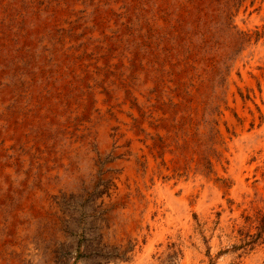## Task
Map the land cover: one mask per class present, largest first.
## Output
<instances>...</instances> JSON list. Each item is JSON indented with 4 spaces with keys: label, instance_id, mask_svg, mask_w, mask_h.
I'll return each mask as SVG.
<instances>
[{
    "label": "rangeland",
    "instance_id": "rangeland-1",
    "mask_svg": "<svg viewBox=\"0 0 264 264\" xmlns=\"http://www.w3.org/2000/svg\"><path fill=\"white\" fill-rule=\"evenodd\" d=\"M0 264H264V0H0Z\"/></svg>",
    "mask_w": 264,
    "mask_h": 264
},
{
    "label": "bare ground",
    "instance_id": "bare-ground-1",
    "mask_svg": "<svg viewBox=\"0 0 264 264\" xmlns=\"http://www.w3.org/2000/svg\"><path fill=\"white\" fill-rule=\"evenodd\" d=\"M103 132V131H102ZM86 145V144H85ZM68 148V147H67ZM69 150V149H68ZM106 150V149H105ZM68 152V151H67ZM80 152H81V150H80ZM62 155H63V153H62ZM66 156V155H65ZM88 157V156H87ZM66 158V157H65ZM85 161V160H84ZM57 167V166H56ZM130 169V168H129ZM62 171V170H61ZM54 172V171H53ZM65 173V172H64ZM85 176V175H84ZM55 177V176H54ZM66 177V176H65ZM64 178V177H63ZM54 179V178H53ZM48 180V179H47ZM60 184V183H59ZM39 192V191H38ZM36 194H38V193H36ZM35 195V194H34ZM38 200V199H37ZM48 202V201H47ZM48 204V203H47ZM46 205V204H45ZM48 206V205H47ZM37 209V208H36ZM48 213V212H47ZM46 214V213H45ZM49 214V213H48ZM38 215V214H37ZM39 216V215H38ZM46 216V215H45ZM33 218V217H32ZM35 218V217H34ZM40 218V217H39ZM44 219V218H43ZM2 226V225H1ZM24 227V226H23ZM25 232V231H24ZM3 255V254H2ZM13 257V256H12Z\"/></svg>",
    "mask_w": 264,
    "mask_h": 264
}]
</instances>
